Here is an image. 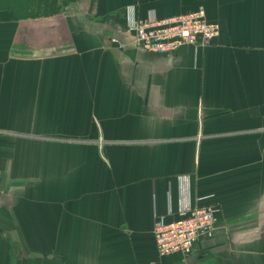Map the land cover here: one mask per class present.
Here are the masks:
<instances>
[{"label": "crops", "instance_id": "crops-1", "mask_svg": "<svg viewBox=\"0 0 264 264\" xmlns=\"http://www.w3.org/2000/svg\"><path fill=\"white\" fill-rule=\"evenodd\" d=\"M204 10L210 45L130 28ZM0 264H264V0H0ZM220 210L160 257L158 219Z\"/></svg>", "mask_w": 264, "mask_h": 264}, {"label": "built area", "instance_id": "built-area-1", "mask_svg": "<svg viewBox=\"0 0 264 264\" xmlns=\"http://www.w3.org/2000/svg\"><path fill=\"white\" fill-rule=\"evenodd\" d=\"M138 51L170 55L183 47L198 48L212 44L221 34V27L208 21L204 10L168 19L156 16L138 20L130 28ZM2 175L0 172V186ZM220 210L214 205L185 204L179 221L166 223L158 219L154 227L156 248L160 257L176 254L190 256L198 242L214 238Z\"/></svg>", "mask_w": 264, "mask_h": 264}]
</instances>
